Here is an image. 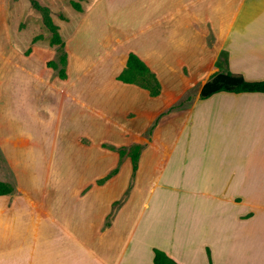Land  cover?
<instances>
[{"label":"crops","instance_id":"obj_1","mask_svg":"<svg viewBox=\"0 0 264 264\" xmlns=\"http://www.w3.org/2000/svg\"><path fill=\"white\" fill-rule=\"evenodd\" d=\"M133 3L119 30L75 28L67 80L48 67L54 48L32 40L26 55L0 34V182L14 188L0 195V264H154L155 249L177 264H264V93L200 97L217 73L264 80V0ZM87 35H101L93 50ZM131 52L158 97L117 79ZM103 144L143 145L137 172Z\"/></svg>","mask_w":264,"mask_h":264},{"label":"rangeland","instance_id":"obj_2","mask_svg":"<svg viewBox=\"0 0 264 264\" xmlns=\"http://www.w3.org/2000/svg\"><path fill=\"white\" fill-rule=\"evenodd\" d=\"M43 6L50 8L52 17L57 25L60 27L62 38L66 42V51L68 53V46L72 51L77 50V40L72 36L75 28L80 23L108 25L109 29H121L127 25L126 18L134 13H138L139 9L133 3V0H38ZM72 2L78 3L81 11L73 7ZM138 17V16H137ZM134 18V17H133ZM125 20V21H124ZM136 20V19H135ZM134 20V21H135ZM131 21V20H130ZM130 22L128 26L135 27L137 22ZM139 23L143 24L141 18ZM98 31H100L98 29ZM0 34L7 38H13L18 44L25 40L28 46L23 51H26L31 45L32 40L42 35V39L38 42L49 46L51 33L45 28L42 21V16L39 12L34 10L29 0H0ZM100 34V33H99ZM133 34V33H131ZM128 35V36H127ZM125 32L122 37H118L117 41H125L131 43L132 37ZM101 35L92 44L94 38L87 35V44L90 49H95V46L100 42ZM132 44V43H131ZM56 50V49H55ZM57 51V50H56ZM59 53L57 51V57ZM76 52L70 53V70L69 74L73 81L82 71L83 62ZM69 64V57H68ZM97 64H95L96 66ZM68 72V66H67ZM20 71L18 68L13 69V76L18 77ZM196 96V90H190L188 96L184 99V103H190ZM0 177L11 178L6 162L0 150ZM170 193L165 192L166 196ZM159 200V192L155 196L153 203ZM153 207V204H152ZM151 207V209H152Z\"/></svg>","mask_w":264,"mask_h":264},{"label":"trees","instance_id":"obj_3","mask_svg":"<svg viewBox=\"0 0 264 264\" xmlns=\"http://www.w3.org/2000/svg\"><path fill=\"white\" fill-rule=\"evenodd\" d=\"M29 2L32 8L41 14L43 25L51 33L49 46L56 49L59 53L56 60L48 62V67L52 68L61 80H67L68 53L66 51V42L60 33V27L54 21L49 7L43 6L38 0H29ZM72 4L75 9L81 11V7L78 3L72 2ZM41 39L42 35H38L33 39V43H37ZM30 53L31 49H28L25 54L29 55ZM221 56L223 61L227 63L228 53L222 52ZM117 79L123 83L133 84L147 90L152 97H158L162 92V85L156 73H154L150 67L133 52L129 54L126 68ZM220 92L235 94L253 92L264 93V80L249 81L240 75L232 73H217L204 85L200 97L201 99H207ZM182 103H184V101H182ZM158 121L159 119L154 123L152 130L158 124ZM103 147L118 152L121 159L126 155H129L132 161L133 173L135 174L137 172L143 145L135 144L130 147H115L103 144ZM118 171L119 168H116L108 177L100 182L110 179L113 175L118 173ZM13 191V186L0 182V195L10 194ZM154 252V264H177L164 252L158 249H155Z\"/></svg>","mask_w":264,"mask_h":264}]
</instances>
